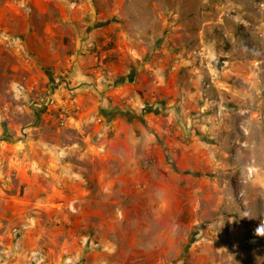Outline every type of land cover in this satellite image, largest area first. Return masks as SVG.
<instances>
[{
  "label": "rangeland",
  "instance_id": "obj_1",
  "mask_svg": "<svg viewBox=\"0 0 264 264\" xmlns=\"http://www.w3.org/2000/svg\"><path fill=\"white\" fill-rule=\"evenodd\" d=\"M87 139L113 185L72 194ZM261 227L264 0H0V264H264Z\"/></svg>",
  "mask_w": 264,
  "mask_h": 264
},
{
  "label": "crops",
  "instance_id": "obj_2",
  "mask_svg": "<svg viewBox=\"0 0 264 264\" xmlns=\"http://www.w3.org/2000/svg\"><path fill=\"white\" fill-rule=\"evenodd\" d=\"M79 47V43L77 42V48ZM73 58H75V56H73ZM76 58L77 55H76ZM72 80H78V77L74 76ZM81 91H83L81 89ZM74 94L77 93V91L73 92ZM78 95V94H77ZM85 95V94H84ZM83 94H79L74 100L71 101V105H78L77 109H81L82 105L81 102L79 101V98H84L85 100H89L92 101L94 106L93 108H96L97 105L101 106L102 108H106V105L109 103L106 99L107 98H102L101 96L99 98L98 101L97 100V96L93 93H88L86 95V97ZM108 95V94H106ZM94 99V100H93ZM96 102V103H95ZM118 110V108H115ZM143 111V110H142ZM157 112V110H156ZM101 113H103V115L105 117H111L112 113L109 110H101ZM144 112L140 113V116H142L143 118L147 119L149 117L147 116H143ZM110 119V118H109ZM139 119H142L141 117H139ZM98 125V124H95ZM106 125H126V123L123 121V119H120L119 116H115L112 119L109 120V122H107ZM127 125H134L132 122L128 123ZM145 125V124H143ZM121 139H116V143L117 145L120 147L121 145H125V147L130 146V144L127 141H124L123 143ZM131 142V141H130ZM85 143H87V145L84 144H74L73 146H70L68 149H64L62 150L63 152H66L68 150V153H64V159H59L61 156L59 154L54 155V168L52 172L53 177L59 181H63V186H65V188H67L69 190V193H78L80 192L82 189H84V193L89 195L91 194L92 190L90 188H92V185L95 187V189H97L99 192H102L103 190H105V187H109L113 185V174L111 175L112 180L110 182H108V186H106L104 184V179H103V174L104 172H102L99 168H98V163H102L105 159V155L100 154L99 152H97V145L96 142H93V144L91 145V142L89 141V139H87L85 141ZM87 146V147H86ZM91 147H93L96 150V153L94 154L93 152H91ZM56 149V147H55ZM54 149V150H55ZM57 150V149H56ZM132 152V149L129 150V152ZM127 159H125L127 162V168H133V166H136V158L133 157V154L130 155L128 154ZM59 163H63L64 167H61V165ZM96 164L97 167L94 165ZM59 168V169H57ZM59 170V171H58ZM61 184L60 187L58 188L57 191H60L61 189H64ZM77 191V192H75ZM91 203L90 200H87V204L88 207L90 208L89 204ZM57 204V203H56ZM92 205V203H91ZM92 209H97L96 205L92 206ZM96 216L97 212L95 213ZM113 215H117V214H113ZM113 218H117V217H113Z\"/></svg>",
  "mask_w": 264,
  "mask_h": 264
},
{
  "label": "clouds",
  "instance_id": "obj_3",
  "mask_svg": "<svg viewBox=\"0 0 264 264\" xmlns=\"http://www.w3.org/2000/svg\"><path fill=\"white\" fill-rule=\"evenodd\" d=\"M256 234L258 236H264V227L258 228Z\"/></svg>",
  "mask_w": 264,
  "mask_h": 264
}]
</instances>
